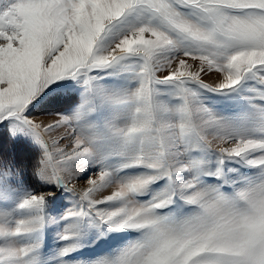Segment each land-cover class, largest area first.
I'll use <instances>...</instances> for the list:
<instances>
[{"label": "snow or ice", "instance_id": "6c2138e0", "mask_svg": "<svg viewBox=\"0 0 264 264\" xmlns=\"http://www.w3.org/2000/svg\"><path fill=\"white\" fill-rule=\"evenodd\" d=\"M0 8V122L23 120L45 145L37 176L65 186L87 201L98 217L115 228L147 229L145 238L108 264H264V140L228 134L220 118L188 86L196 83L211 92H225L252 78L264 87V0H3ZM180 7L199 9L206 26L186 18ZM151 10L181 40L151 25L132 29L112 46L99 48L102 35L132 10ZM241 11L244 14H230ZM175 53L164 57L162 53ZM129 57L143 60L139 85L128 98L134 105L131 121L117 129L126 143L138 145L132 166L144 165L156 175L109 183L102 169L84 182L70 162L92 155L90 137L73 135L70 117L25 116L28 106L54 82L81 70L111 67ZM91 79V78H89ZM175 84L180 105L175 110L160 100L156 86ZM59 87V85H56ZM195 141L225 160L240 159L262 169L260 177L231 196L219 189H200L195 178L179 185L197 215L167 224L154 210L171 203L135 205L131 199L163 177L191 167L181 157L180 144ZM42 193L26 197L21 209L42 210ZM124 201L114 210L97 205ZM75 215L76 213H71ZM82 214V213H81ZM43 217L18 221L14 228L0 223V238L32 233ZM68 239L67 236L63 237ZM34 248L0 246V264H25ZM32 264V262H29Z\"/></svg>", "mask_w": 264, "mask_h": 264}, {"label": "rangeland", "instance_id": "374dc122", "mask_svg": "<svg viewBox=\"0 0 264 264\" xmlns=\"http://www.w3.org/2000/svg\"><path fill=\"white\" fill-rule=\"evenodd\" d=\"M3 7L4 2L0 0V8ZM179 10L186 18L206 26L199 9L180 7ZM230 14L244 13L233 11ZM144 25L159 27L174 39L181 40L182 48L177 52L191 47L189 41L163 25L153 11L135 9L102 35L99 48L102 50L112 46L132 29ZM173 54L161 55L170 57ZM142 64V58L129 57L111 67L93 69L86 74V70H81L74 76L54 82L52 90H45L24 113L30 118L56 114L70 117L68 127L74 130L73 135L90 137L92 155L68 165L71 171L80 173L76 177L77 182L86 181L90 175L102 169L110 171V184L130 177L157 174V170L144 165L132 166L139 147L126 143L116 131L131 121L134 105L128 98L139 85ZM188 86L196 93L198 100L220 118L228 134L234 138L264 140V87L254 79L248 78L225 92H211L196 83ZM156 88L160 93L158 98L169 108L175 110L179 107L181 101L175 84H159ZM2 129L11 139L36 149L39 163L30 172L33 174L26 176L27 179L12 163L0 165V223L11 229L22 219L42 216L43 220L35 232L0 238V246L11 244L34 248L23 258L25 264H108L135 243L143 241L147 229L115 228L103 222L96 211L89 208L88 202L82 201L62 180L50 182L37 176L45 145L23 120L6 119L0 122V132ZM193 144L196 146L185 152L181 159L198 167L149 184L141 193L131 197L135 205L148 206L171 197L172 202L155 209L154 215L167 224L179 223L199 212L196 206L187 204L181 196L179 185L184 181L195 178L198 188H216L231 196L236 189L260 177L262 169L240 159L225 160L221 164L218 152L195 141L181 143L180 150ZM42 193H51L46 197L42 210L19 207L26 197ZM124 203L106 202L96 208L110 211L124 206ZM65 236L68 239H64Z\"/></svg>", "mask_w": 264, "mask_h": 264}, {"label": "trees", "instance_id": "16d2710c", "mask_svg": "<svg viewBox=\"0 0 264 264\" xmlns=\"http://www.w3.org/2000/svg\"><path fill=\"white\" fill-rule=\"evenodd\" d=\"M38 151L26 143L11 139L4 129L0 132V165H14L23 176L33 174L39 163Z\"/></svg>", "mask_w": 264, "mask_h": 264}]
</instances>
